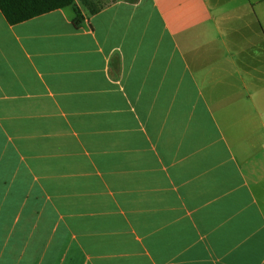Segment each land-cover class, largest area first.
<instances>
[{
	"label": "crops",
	"instance_id": "crops-1",
	"mask_svg": "<svg viewBox=\"0 0 264 264\" xmlns=\"http://www.w3.org/2000/svg\"><path fill=\"white\" fill-rule=\"evenodd\" d=\"M81 10L0 9V264H264V0Z\"/></svg>",
	"mask_w": 264,
	"mask_h": 264
},
{
	"label": "trees",
	"instance_id": "trees-1",
	"mask_svg": "<svg viewBox=\"0 0 264 264\" xmlns=\"http://www.w3.org/2000/svg\"><path fill=\"white\" fill-rule=\"evenodd\" d=\"M66 7L73 9V21L79 26L84 17L77 0H0V9L11 24Z\"/></svg>",
	"mask_w": 264,
	"mask_h": 264
},
{
	"label": "rangeland",
	"instance_id": "rangeland-1",
	"mask_svg": "<svg viewBox=\"0 0 264 264\" xmlns=\"http://www.w3.org/2000/svg\"><path fill=\"white\" fill-rule=\"evenodd\" d=\"M108 1L111 0H77L78 4L84 9L87 10L89 8L98 7ZM71 7H69L70 9Z\"/></svg>",
	"mask_w": 264,
	"mask_h": 264
}]
</instances>
